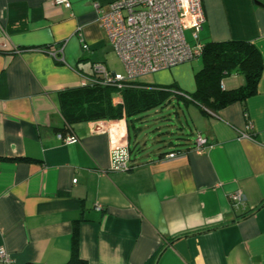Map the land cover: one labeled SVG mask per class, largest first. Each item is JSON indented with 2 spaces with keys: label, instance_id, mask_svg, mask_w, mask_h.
<instances>
[{
  "label": "crops",
  "instance_id": "crops-1",
  "mask_svg": "<svg viewBox=\"0 0 264 264\" xmlns=\"http://www.w3.org/2000/svg\"><path fill=\"white\" fill-rule=\"evenodd\" d=\"M68 1L0 0V248L15 264H264V0H201V44L245 40L258 50L254 94L215 112L184 100L200 57L137 78L176 89L151 110L189 119L184 144L161 139L170 137L157 122L148 136L143 117L77 121L76 142L57 138L58 93L84 85L94 63L123 72L95 7L110 0ZM117 128L130 145L127 171L109 168ZM235 191L243 203L231 201Z\"/></svg>",
  "mask_w": 264,
  "mask_h": 264
},
{
  "label": "built area",
  "instance_id": "built-area-1",
  "mask_svg": "<svg viewBox=\"0 0 264 264\" xmlns=\"http://www.w3.org/2000/svg\"><path fill=\"white\" fill-rule=\"evenodd\" d=\"M69 7L68 0H55ZM95 7L100 13L102 28L120 60L123 72L108 71L101 63H94L92 71L102 76L104 82L136 80L137 78L167 69L200 57L202 44L199 31L205 21L201 0H110L106 8ZM190 31L194 43L187 42L185 31ZM87 48V45H83ZM63 143L77 141L72 134H57ZM109 168L114 171L129 170L128 141L124 130L109 132ZM196 151L205 147L206 139L197 135ZM170 153L168 158L175 157ZM76 179H73L75 182ZM233 203H243V194H230ZM0 264H15L0 248Z\"/></svg>",
  "mask_w": 264,
  "mask_h": 264
},
{
  "label": "trees",
  "instance_id": "trees-1",
  "mask_svg": "<svg viewBox=\"0 0 264 264\" xmlns=\"http://www.w3.org/2000/svg\"><path fill=\"white\" fill-rule=\"evenodd\" d=\"M202 45L201 67L194 74L195 89L184 97V100L195 102L204 112L206 110L215 112L228 104L242 101L256 92L262 61L258 50L251 42L231 39ZM231 74L242 75L243 84L233 89H223L222 82ZM86 80L84 85L64 89L58 93L59 112L63 120L59 134L73 135L71 125L77 121L124 118L131 122L134 117H143V113L167 105L171 93L176 90L173 91L169 87L142 86L137 79L104 82L102 76L94 72ZM113 95L119 97L118 102L113 103ZM161 139L166 143L174 142L172 138ZM174 139L184 144L189 138L182 133ZM195 139L194 150H196ZM128 151L130 152L129 141ZM170 153L177 155L178 152L170 151L165 156ZM132 167L133 163L129 156V168ZM72 256L71 259L74 260L76 255L72 253Z\"/></svg>",
  "mask_w": 264,
  "mask_h": 264
},
{
  "label": "rangeland",
  "instance_id": "rangeland-1",
  "mask_svg": "<svg viewBox=\"0 0 264 264\" xmlns=\"http://www.w3.org/2000/svg\"><path fill=\"white\" fill-rule=\"evenodd\" d=\"M110 63L116 65V69L119 70V72H122L123 71V68L122 66L120 65V62L118 60V58L115 56L114 60L110 61ZM201 67V61L198 60L197 62V65H196V68L195 70L197 71L199 68ZM229 77H226L224 79V83L227 84V79ZM180 107L184 109V106L182 104V102L180 103ZM163 108H160L159 110H162ZM161 115L163 116H168V119H163V118H157V117H161ZM143 124H145L144 128L145 130H147L146 133H148V136L150 135L149 133H155L156 130H155V126H156V122L159 124L160 123V130H163V134H158L160 137L162 136H165V135H168V137H172L173 140H175L174 138L179 137L180 134L184 133L188 136V138H190L191 136V129H192V126L190 125V121L189 119L187 118V121H186V118L184 117V114H180V118H179V121H175L174 120V116H173V113H172V110L169 111H161L160 113H158L157 115L155 114V111H149L147 112L146 114H144L143 116ZM186 122L191 126V127H186ZM179 126H180V129H179ZM168 127V130L167 129ZM193 131V129H192ZM171 132V133H170ZM157 135V136H158ZM151 139V138H149ZM151 140H149L150 142Z\"/></svg>",
  "mask_w": 264,
  "mask_h": 264
},
{
  "label": "water",
  "instance_id": "water-1",
  "mask_svg": "<svg viewBox=\"0 0 264 264\" xmlns=\"http://www.w3.org/2000/svg\"><path fill=\"white\" fill-rule=\"evenodd\" d=\"M256 3H257V4H261V3L257 2V1H256Z\"/></svg>",
  "mask_w": 264,
  "mask_h": 264
}]
</instances>
